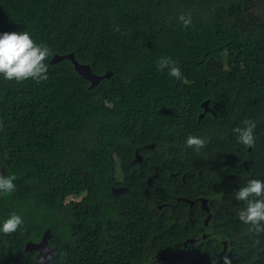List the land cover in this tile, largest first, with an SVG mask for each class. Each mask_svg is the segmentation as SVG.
Returning a JSON list of instances; mask_svg holds the SVG:
<instances>
[{"label": "trees", "instance_id": "16d2710c", "mask_svg": "<svg viewBox=\"0 0 264 264\" xmlns=\"http://www.w3.org/2000/svg\"><path fill=\"white\" fill-rule=\"evenodd\" d=\"M25 30L52 54L47 80L0 76V168L16 177L0 224L24 220L0 233V264H41L24 245L46 228L49 264H217L224 236L231 264H264V232L239 220L234 196L264 180V0H0V33ZM67 51L111 74L90 87L70 58L50 62ZM206 98L213 111L198 118ZM246 118L254 149L233 131ZM189 134L205 146L188 148ZM199 182L214 219L205 238L200 210L178 199Z\"/></svg>", "mask_w": 264, "mask_h": 264}, {"label": "clouds", "instance_id": "9594fccd", "mask_svg": "<svg viewBox=\"0 0 264 264\" xmlns=\"http://www.w3.org/2000/svg\"><path fill=\"white\" fill-rule=\"evenodd\" d=\"M179 20L187 28L192 23L191 14L180 15ZM51 54V49L46 44H37L27 30L0 33V76L5 80L17 83L27 80H35L39 83L47 80L48 65L45 61ZM158 67L161 71L167 68L169 76L181 78V70L171 58L162 57L158 61ZM242 124L243 127L233 129L237 142L249 149H254L256 142L254 130L257 125L253 120L247 118ZM185 144L188 148H195L199 151L205 146V141L199 136L189 134ZM15 179V176H7L0 172V194L14 192L16 189ZM234 196L236 200L244 202V207L237 213L239 220L245 225H251L250 232L257 234L264 232V180H248L245 186L234 191ZM23 224L22 216L11 213L0 224V233L5 235L15 233ZM234 235L238 236L236 232ZM229 247L227 246L225 251ZM223 254L219 252L217 264L223 260L224 264H231V260L228 257L223 258ZM213 264H216L215 260H213Z\"/></svg>", "mask_w": 264, "mask_h": 264}, {"label": "water", "instance_id": "95a60500", "mask_svg": "<svg viewBox=\"0 0 264 264\" xmlns=\"http://www.w3.org/2000/svg\"><path fill=\"white\" fill-rule=\"evenodd\" d=\"M70 58L73 62L74 68L81 74L84 78L89 80V86L92 87L94 86L101 78L107 77L111 74L110 70H106L103 73H97L94 72L91 69V66L89 63H84V62H79L73 51H67L61 54L54 53L53 56L50 58V62H56L59 61L63 58ZM209 99H205L201 102V106L203 107V110L199 113L198 118H201L204 114L205 111H213L211 107L208 105ZM150 147L154 146V143L149 144ZM135 161H142L143 160V155L138 153L137 149L135 150V157L133 158ZM0 172L3 174L5 173V167L4 165L1 166ZM154 175H157V172L154 173ZM153 178V175L148 176L147 182H151ZM124 189H127L126 186H112V191L113 192H119ZM51 235V229L46 228L41 237L38 240H27L25 242L24 248L26 250H35L36 251V257L38 258L39 262L41 264H49L50 258L54 252L53 247L49 243V237ZM205 234H203V237ZM188 240H193V238H186L185 242L186 243ZM43 258V259H42Z\"/></svg>", "mask_w": 264, "mask_h": 264}, {"label": "flooded vegetation", "instance_id": "af4514ba", "mask_svg": "<svg viewBox=\"0 0 264 264\" xmlns=\"http://www.w3.org/2000/svg\"><path fill=\"white\" fill-rule=\"evenodd\" d=\"M149 144H151V143H148L147 144L148 147H150ZM154 146H155V143H154ZM136 149L138 151V147H136L134 149V156H133V158L135 157V150ZM138 153H140V152L138 151ZM140 154H142V153H140ZM133 158H132V161H135ZM143 159H144V155H143ZM135 162L141 163V162H143V160L141 162L138 161V160L135 161ZM154 167H155V165H154ZM170 173H172V171ZM150 175H147L146 180H147L148 176H150ZM181 179L184 180V175H182ZM152 180H153V178H152ZM152 180H151L150 183H152ZM116 186H126L127 189H124V190H128V186L125 185V184H118ZM124 190H122V191H124ZM122 191L113 192V193L114 194H119ZM196 191H197V193L195 194V196L193 198L188 197V196H185V195H179L178 196V199L179 200H182L184 203H186V211H188V213H186L187 215L195 207H197L200 210V214H199V219H200L199 222H201V226H200V233H201V235H200V237H203V234H205V236L203 237V238H205L207 236V234H209V235L211 234V232H208L206 230V228L209 227V226H211V225H213V223H214L213 214L208 209L209 208L210 198H208L206 195H204V194L201 193L202 192V189L200 188V182H199V187H198V185H196ZM79 195H77V197ZM205 201H206V203H205ZM156 205H157L158 208H161V205L160 204H156ZM183 210H184V208H183ZM191 238H193V240H195V239H198L199 237L195 236V237H191ZM219 240L221 241L220 244H222L221 245V248H220V253H226V251H225L226 250V247L227 246H230L231 239L230 238L228 239L227 237L224 236V237L220 238Z\"/></svg>", "mask_w": 264, "mask_h": 264}, {"label": "bare ground", "instance_id": "6f19581e", "mask_svg": "<svg viewBox=\"0 0 264 264\" xmlns=\"http://www.w3.org/2000/svg\"><path fill=\"white\" fill-rule=\"evenodd\" d=\"M173 117V116H172ZM134 128V127H133ZM170 134V133H169ZM171 137H173V136H171ZM150 139V138H149ZM147 141V140H146ZM152 141V140H151ZM147 142H149V141H147ZM164 176H166V175H164ZM147 181V180H146ZM205 203H206V201H205ZM204 203V204H205ZM236 222H237V220H236ZM237 230H238V228H237Z\"/></svg>", "mask_w": 264, "mask_h": 264}, {"label": "rangeland", "instance_id": "374dc122", "mask_svg": "<svg viewBox=\"0 0 264 264\" xmlns=\"http://www.w3.org/2000/svg\"><path fill=\"white\" fill-rule=\"evenodd\" d=\"M79 196L81 197L82 195L80 194ZM79 196H78V197H79ZM41 235H42V234H41Z\"/></svg>", "mask_w": 264, "mask_h": 264}]
</instances>
